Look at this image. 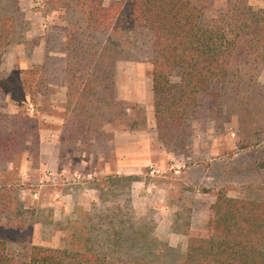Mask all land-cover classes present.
<instances>
[{
	"label": "rangeland",
	"instance_id": "rangeland-1",
	"mask_svg": "<svg viewBox=\"0 0 264 264\" xmlns=\"http://www.w3.org/2000/svg\"><path fill=\"white\" fill-rule=\"evenodd\" d=\"M67 1L0 0V18L6 16L0 33L14 31L13 43L0 48L3 76L16 84L23 71L37 67L45 77L36 103L24 104L40 123L39 156L27 147L16 169L0 162V184L4 177L16 183L20 200L34 211V244L65 248L79 234L96 240V247L116 259L144 255L179 263L187 231L206 229L216 192L264 199V67L256 80L247 73L210 89L187 146L173 150L158 138L151 51L138 40L117 62L111 122L90 131L77 129L67 109L77 103L68 96L65 72ZM249 1L264 9V0ZM222 10L217 3L205 18ZM217 93L219 113L212 102ZM19 108L0 95V117L17 114ZM132 121L137 123L133 128ZM122 228L125 235L148 233L155 242L113 247L105 241Z\"/></svg>",
	"mask_w": 264,
	"mask_h": 264
},
{
	"label": "trees",
	"instance_id": "trees-1",
	"mask_svg": "<svg viewBox=\"0 0 264 264\" xmlns=\"http://www.w3.org/2000/svg\"><path fill=\"white\" fill-rule=\"evenodd\" d=\"M220 2L223 10L206 19L207 11ZM65 6L71 14L64 49L68 96L77 98L67 109L74 113L77 129L90 131L111 122L117 62L138 40L151 51L158 138L173 150L187 146L192 123L203 115L202 97L210 89L247 73L252 74L250 81L256 80L264 67V9L249 0H68ZM13 34L0 33V48L13 43ZM44 79L39 68L32 67L10 84L0 70V95L20 106L17 114L0 117V162L5 166L16 169L27 147L39 156L40 123L24 104L36 103ZM212 102L219 113V93ZM136 124L132 121V128ZM4 180L0 264H168L144 255L116 259L96 247V240L79 234H73L65 248L34 244V211L20 200L16 183ZM215 196L206 229L187 231L186 251L176 264H264V199L233 197L224 190ZM125 230L105 241L113 247L126 241L155 242L148 233L125 235Z\"/></svg>",
	"mask_w": 264,
	"mask_h": 264
}]
</instances>
